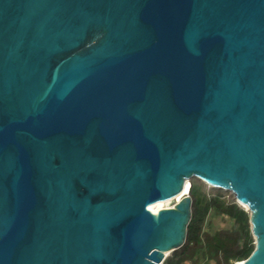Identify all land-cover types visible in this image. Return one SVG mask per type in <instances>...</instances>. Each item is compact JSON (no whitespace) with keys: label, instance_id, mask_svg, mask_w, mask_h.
Masks as SVG:
<instances>
[{"label":"water","instance_id":"obj_1","mask_svg":"<svg viewBox=\"0 0 264 264\" xmlns=\"http://www.w3.org/2000/svg\"><path fill=\"white\" fill-rule=\"evenodd\" d=\"M191 177L264 264V0H0V264H158Z\"/></svg>","mask_w":264,"mask_h":264},{"label":"trees","instance_id":"obj_2","mask_svg":"<svg viewBox=\"0 0 264 264\" xmlns=\"http://www.w3.org/2000/svg\"><path fill=\"white\" fill-rule=\"evenodd\" d=\"M191 217L183 244L164 259L165 264H231L248 257L253 250L248 213L234 201L215 195L206 196L197 183L189 185ZM213 210L233 220L229 228L203 230L207 213Z\"/></svg>","mask_w":264,"mask_h":264},{"label":"rangeland","instance_id":"obj_3","mask_svg":"<svg viewBox=\"0 0 264 264\" xmlns=\"http://www.w3.org/2000/svg\"><path fill=\"white\" fill-rule=\"evenodd\" d=\"M191 183H197L200 185L201 190L205 193L206 196L210 197V196H219L223 199H225L226 201L230 202V201H234L236 202L240 207H242L244 210H246V208L241 205L240 203H238L233 194L230 191L221 189V188H216L213 186L208 185L207 183L199 180L198 178L195 177H191L189 179H186L185 184H187V186H184V193L188 191L189 189V185ZM182 196L179 195L175 198H173L172 200L164 203V206H173L174 203ZM233 223V220L230 219L229 217H227L226 215H222V214H217L215 213L213 210H210L204 220V224H203V230H207V231H215V230H219V229H225V228H229L231 226V224ZM252 236V235H251ZM253 239V245H254V238ZM172 252L167 253L165 259L169 258L171 256ZM239 261H237L238 263ZM200 264V263H198ZM205 264V263H202ZM207 264H213L212 261H207Z\"/></svg>","mask_w":264,"mask_h":264},{"label":"bare ground","instance_id":"obj_4","mask_svg":"<svg viewBox=\"0 0 264 264\" xmlns=\"http://www.w3.org/2000/svg\"><path fill=\"white\" fill-rule=\"evenodd\" d=\"M185 181H186V179L184 180L183 187H182L181 191L176 193L174 196H170V197H167V198H164V199H159V200L154 201L152 204H150L148 206L149 210L153 211V213L155 214L159 209H163V208H167L168 207V206L165 207L164 203H166V202L172 200L173 198H175V197H177V196L182 194V196L177 200V201H180V199L183 197V195H185L188 192L187 191V192L184 193V186H187V184H185ZM167 253H168L167 251L164 252L165 255H167ZM235 264H242V262H238V263H235Z\"/></svg>","mask_w":264,"mask_h":264},{"label":"built area","instance_id":"obj_5","mask_svg":"<svg viewBox=\"0 0 264 264\" xmlns=\"http://www.w3.org/2000/svg\"><path fill=\"white\" fill-rule=\"evenodd\" d=\"M165 259V258H164ZM164 259L162 261H160L158 264H165L164 263ZM243 260H240L239 262H242ZM237 263V261H233L231 264H235Z\"/></svg>","mask_w":264,"mask_h":264}]
</instances>
